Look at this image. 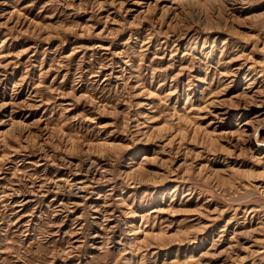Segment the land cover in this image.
<instances>
[{
    "label": "rangeland",
    "instance_id": "1",
    "mask_svg": "<svg viewBox=\"0 0 264 264\" xmlns=\"http://www.w3.org/2000/svg\"><path fill=\"white\" fill-rule=\"evenodd\" d=\"M0 264H264V0H0Z\"/></svg>",
    "mask_w": 264,
    "mask_h": 264
},
{
    "label": "bare ground",
    "instance_id": "2",
    "mask_svg": "<svg viewBox=\"0 0 264 264\" xmlns=\"http://www.w3.org/2000/svg\"><path fill=\"white\" fill-rule=\"evenodd\" d=\"M77 186V185H76ZM79 191V190H78Z\"/></svg>",
    "mask_w": 264,
    "mask_h": 264
}]
</instances>
